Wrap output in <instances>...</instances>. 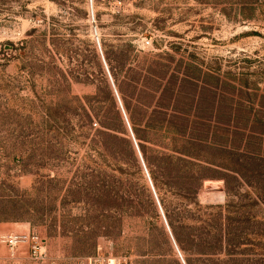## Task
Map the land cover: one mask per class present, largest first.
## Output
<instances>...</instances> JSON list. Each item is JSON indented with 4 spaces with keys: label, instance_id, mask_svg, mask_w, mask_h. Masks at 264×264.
Instances as JSON below:
<instances>
[{
    "label": "rangeland",
    "instance_id": "obj_1",
    "mask_svg": "<svg viewBox=\"0 0 264 264\" xmlns=\"http://www.w3.org/2000/svg\"><path fill=\"white\" fill-rule=\"evenodd\" d=\"M98 254L264 264V0H0V264Z\"/></svg>",
    "mask_w": 264,
    "mask_h": 264
},
{
    "label": "built area",
    "instance_id": "obj_2",
    "mask_svg": "<svg viewBox=\"0 0 264 264\" xmlns=\"http://www.w3.org/2000/svg\"><path fill=\"white\" fill-rule=\"evenodd\" d=\"M111 77V76H110ZM115 87V86H114ZM117 93V91H116ZM120 101V98L118 96ZM121 103V101H120ZM123 109V106L121 104ZM127 119V118H126ZM129 124V123H128ZM136 142V140H135ZM137 144V143H136ZM147 171V169H146ZM148 173V171H147ZM149 175V174H148ZM151 181V180H150ZM6 246L15 251L21 246H28L31 258L39 261H45L48 258V251L42 237L34 232H11L5 237ZM182 257L180 251L178 250ZM89 264H129L127 258H111L98 254L89 260Z\"/></svg>",
    "mask_w": 264,
    "mask_h": 264
},
{
    "label": "trees",
    "instance_id": "obj_3",
    "mask_svg": "<svg viewBox=\"0 0 264 264\" xmlns=\"http://www.w3.org/2000/svg\"><path fill=\"white\" fill-rule=\"evenodd\" d=\"M84 73L85 74H87V73H89L88 75H91L90 74V72H88V71H86V70H84ZM160 109V108H159ZM101 132H103V134L104 135H106V136H110V137H112V138H114L115 140H118V130H116V129H114V128H111V127H108V128H106L105 127V130L104 131H101ZM111 132V133H110ZM105 140V143H106V145H107V143L109 142V140H107V139H104ZM114 148H115V158L119 161V162H122L123 163V161H124V156H123V153L121 152V150L120 151H118L117 150V146H114ZM119 149V148H118Z\"/></svg>",
    "mask_w": 264,
    "mask_h": 264
},
{
    "label": "water",
    "instance_id": "obj_4",
    "mask_svg": "<svg viewBox=\"0 0 264 264\" xmlns=\"http://www.w3.org/2000/svg\"><path fill=\"white\" fill-rule=\"evenodd\" d=\"M151 184H152V182H151ZM152 187H153V184H152ZM153 189H154V187H153ZM154 192H155V190H154ZM158 203H159V205H160V202H159V200H158ZM160 207H161V205H160ZM163 215H164V213H163Z\"/></svg>",
    "mask_w": 264,
    "mask_h": 264
}]
</instances>
